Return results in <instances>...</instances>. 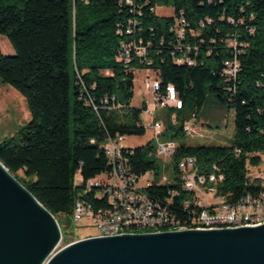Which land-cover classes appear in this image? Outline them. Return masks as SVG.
Listing matches in <instances>:
<instances>
[{"label":"trees","instance_id":"16d2710c","mask_svg":"<svg viewBox=\"0 0 264 264\" xmlns=\"http://www.w3.org/2000/svg\"><path fill=\"white\" fill-rule=\"evenodd\" d=\"M0 0V34L14 54L0 50V83L25 98L31 118L0 140V162L56 218L67 241L73 202L83 179L108 174L110 162L101 144L107 137L142 135L141 108L131 106L134 69H151L161 91L172 84L181 108L162 115L165 140L176 143L170 157L177 175L158 183L161 163L152 142L129 147L136 176L152 171L144 188L150 197L170 203L184 218L190 198L180 185L177 162L193 156L197 172L215 174L218 194L234 202L247 192L264 190L249 167L264 155V0ZM171 7L170 16L156 7ZM186 21L181 44L195 64L178 63L175 20ZM130 27V32L126 29ZM239 70L228 80L223 62L233 57ZM135 43L128 61L122 44ZM207 95L232 110L230 145L193 144L183 125L198 112ZM22 171V175L18 172ZM175 191L169 194V191ZM63 218V219H62Z\"/></svg>","mask_w":264,"mask_h":264},{"label":"built area","instance_id":"2783aa9c","mask_svg":"<svg viewBox=\"0 0 264 264\" xmlns=\"http://www.w3.org/2000/svg\"><path fill=\"white\" fill-rule=\"evenodd\" d=\"M126 2L132 3L131 0ZM185 26L186 21L180 13L174 27L177 36L176 48L183 50V54L175 61L193 65L195 59L190 56V52L193 51L196 55L197 47L190 46L188 43L183 47L181 44V40L186 35ZM126 32H130V27L126 29ZM228 43L233 48L234 54L232 58L223 62L222 74L230 81L236 77L239 61L236 56L238 52L236 42L229 40ZM121 48L120 58L124 61L129 60L132 49L138 55L144 52V49L135 43L122 44ZM160 84L155 76L143 80L144 90L151 92L154 102L153 107H149L145 102V111L152 116H154L156 105L163 108H181L182 106L174 86L167 84L164 91H161ZM195 119L193 117L184 123L185 133L191 138L213 139L212 135H205L195 128ZM144 126L147 127L145 124ZM150 127L155 131L156 153L165 158L171 157L176 143L172 140L161 142L163 121L154 118ZM123 139L122 135L107 137L101 144L110 162L108 174L87 179H83L80 175L75 177V184L80 189L73 202L72 220L79 222L84 217H89L95 228L94 234L86 235L85 238L127 233L254 227L264 224V190L247 192L236 201L227 202L222 195L218 194L215 174L211 173L208 176L199 174L193 156H184L177 162L181 188L190 195V198L183 203L184 218L178 217L171 209L170 203L150 197L145 192L144 188L155 181L154 174L152 171H146L139 177L131 171L128 154L132 150L123 144ZM254 178H257L264 186V169ZM141 180H144V183H141ZM165 182L162 178L159 183ZM174 193L173 190L169 191L171 195Z\"/></svg>","mask_w":264,"mask_h":264},{"label":"water","instance_id":"95a60500","mask_svg":"<svg viewBox=\"0 0 264 264\" xmlns=\"http://www.w3.org/2000/svg\"><path fill=\"white\" fill-rule=\"evenodd\" d=\"M60 239L54 215L0 162V264H264V224L92 236L54 252Z\"/></svg>","mask_w":264,"mask_h":264},{"label":"rangeland","instance_id":"374dc122","mask_svg":"<svg viewBox=\"0 0 264 264\" xmlns=\"http://www.w3.org/2000/svg\"><path fill=\"white\" fill-rule=\"evenodd\" d=\"M155 12L159 15H170L172 9L158 6ZM0 50L3 54H14V49L5 35L0 34ZM154 72L151 69H134V80L132 95L130 99L131 106L141 107L143 101L149 107L154 106L151 92H146L143 86V80L147 77L153 78ZM167 108L155 106L154 116L148 114L146 111L141 112V118L147 126L144 134L125 136L123 144L126 147H135L147 142H152L155 148V155L158 162L161 163L160 177L156 180L158 183L160 179L163 181L173 182L177 173L174 171L170 157H163L156 153L157 144L154 140L155 131L150 127L153 119L162 120L163 112ZM31 118L29 109L27 107L24 96L11 85L0 83V140L6 136L12 135L17 129L24 125ZM195 128L204 133L205 135H212L213 139H199L189 138V142L193 144H214V145H230L232 143V136L234 132L233 112L225 106L219 104L212 96L207 95L204 103L202 104L198 116L194 121ZM161 142L165 139L161 138ZM264 169V155L262 156V163L258 167H249V176L251 179L257 176ZM22 175V171L18 172ZM144 180H141V183ZM63 219V218H62ZM67 235V241H61L56 246L55 251H58L66 244L77 239L85 238L86 235L94 234L95 228L92 219L84 217L81 221L77 222L71 220L70 228Z\"/></svg>","mask_w":264,"mask_h":264}]
</instances>
